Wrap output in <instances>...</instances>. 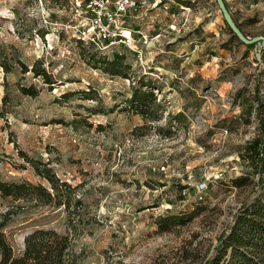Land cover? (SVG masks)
Returning a JSON list of instances; mask_svg holds the SVG:
<instances>
[{"label": "rangeland", "instance_id": "374dc122", "mask_svg": "<svg viewBox=\"0 0 264 264\" xmlns=\"http://www.w3.org/2000/svg\"><path fill=\"white\" fill-rule=\"evenodd\" d=\"M178 1L158 0L142 19L131 18L149 35L141 58L123 47L107 54H124L130 64L125 79L81 58L87 48L62 27L74 18L69 0H0V61L13 65L9 73L0 66V180L41 181L17 146L49 161L60 179L76 187L83 200L73 241L76 264H202L264 178L246 155L256 138L264 155V45L249 49L229 41L215 0H188L186 8ZM228 1L235 2L231 11L248 37L264 35V0ZM161 4L168 13L176 7L164 30L145 19ZM205 20L213 23L205 26ZM212 28L219 33H209ZM208 34L214 37L200 44ZM171 43L177 55L168 52ZM16 58L29 67L41 60L57 84L49 90L40 77L21 73ZM145 74L161 88L154 92L165 111L158 122L133 131L143 120L122 108L130 84ZM29 85L40 89L37 96L21 93L19 86ZM88 89L92 99L82 98ZM64 92L76 93L60 99ZM177 112L179 124L169 120ZM238 175L251 183L231 187ZM10 205L15 213L5 233L18 251L25 233L18 228L41 208L0 196L1 210ZM190 212L185 224L158 230L160 216ZM50 225L64 232L65 214Z\"/></svg>", "mask_w": 264, "mask_h": 264}, {"label": "trees", "instance_id": "16d2710c", "mask_svg": "<svg viewBox=\"0 0 264 264\" xmlns=\"http://www.w3.org/2000/svg\"><path fill=\"white\" fill-rule=\"evenodd\" d=\"M190 1V0H189ZM188 0H179L182 8L190 7ZM227 7V6H226ZM235 24L241 28L234 17ZM225 28L230 34L229 41H238L236 36L228 28L224 21ZM42 36V32H41ZM247 36V35H246ZM76 43L81 44L74 39ZM227 41L224 47L228 45ZM243 44V43H241ZM254 44L245 46L251 49ZM82 47L87 48L82 45ZM81 58L93 68L100 69L110 76H117L129 79L128 70L130 64L125 61L123 53L115 52L111 55L102 54L98 51L87 48L86 53L80 54ZM15 63L19 66L21 73L31 72L34 77H40L42 82L52 90L58 80L42 66L41 60H35L29 67L19 58ZM5 73L12 71L13 65L1 62ZM23 95L35 97L40 89L34 85L19 86ZM154 90L160 92L151 78L146 74L130 84V94L124 100V110L139 115L143 124L134 127L133 131H140L151 123L158 122L165 111L164 99L158 98ZM90 89L82 91V98L89 97ZM76 92H64L61 98H69ZM182 113L177 112L170 117L176 123L181 122ZM171 125V121H169ZM170 131H168L169 133ZM261 139L256 138L246 146L247 159L251 161L257 171L264 170V155L261 150ZM18 156L30 166L34 175L39 177V183L29 180L3 181L0 180V196L10 198L12 201H24L32 203L41 210L24 228L21 248L16 251L9 243L5 229L9 227L14 215V206H7L0 209V264H76L78 255L73 249V241L80 231L81 216L83 215V200L77 196L76 187L71 186L65 180L60 179L50 166V162L29 156L25 151L16 146ZM251 183L248 175H238L230 179L231 187H244ZM254 195L240 204L227 224L217 237L216 245L212 255L202 264H264V178L259 177ZM254 186V188H255ZM58 213L65 214V230L59 232L50 222ZM190 214H169L160 216L157 220L158 230L168 232L172 228L185 224L192 219ZM24 222V221H23Z\"/></svg>", "mask_w": 264, "mask_h": 264}, {"label": "built area", "instance_id": "2783aa9c", "mask_svg": "<svg viewBox=\"0 0 264 264\" xmlns=\"http://www.w3.org/2000/svg\"><path fill=\"white\" fill-rule=\"evenodd\" d=\"M74 18L62 23L70 37L87 48L108 54L115 47L128 49L141 58L148 46L149 35L138 25L130 24L132 17L142 19L146 10L157 1L149 0H69ZM47 22L46 19H44ZM263 44V43H258ZM264 45V44H263Z\"/></svg>", "mask_w": 264, "mask_h": 264}, {"label": "crops", "instance_id": "0c3cea01", "mask_svg": "<svg viewBox=\"0 0 264 264\" xmlns=\"http://www.w3.org/2000/svg\"><path fill=\"white\" fill-rule=\"evenodd\" d=\"M149 1L152 3V0H149ZM156 1H158V0H156ZM210 1L213 2L214 0H210ZM224 1H225V4H226V6H227L229 12L231 13L232 17H234L235 20H236L238 23H240V18L236 17V16L233 14V12L231 11V8L233 7V5H234L235 2H233V1H228V0H224ZM164 6H165V4H161L160 6L155 7L154 9H152L151 11H149V15L145 17L146 20H149V19H150V21H152V20L154 19V20L156 21L157 28H162V30L165 29L166 23L171 21V15H172V14H175V9H176L175 6H170V9L168 10L169 13H168L167 10L164 11V9L162 8V7H164ZM165 7H166V6H165ZM179 7H182V6L179 5ZM171 10H172V11H171ZM162 12H165V13H162ZM166 13H168V14H166ZM220 13H221V12H220ZM167 17H168V19H167ZM221 17H222V15L220 16V18H221ZM221 21H222V25H223V27H225L223 18H221ZM211 23H213L212 20H210V21L205 20V21H204V25H205V26H207L208 24H211ZM217 23H218V21H217ZM204 25H203L202 27H203L204 30H205ZM149 28H150V26H147L146 29L149 30ZM166 31H168V30H166ZM211 31H213V34H215V33H219L217 30H215V29H213V28L209 30V33H211ZM169 33H170V32H169ZM202 35H203V34H202ZM228 35H230L229 32H228ZM213 37H214V36H213L212 34H208V35L205 36V38L200 42V44H202V45L206 44L207 40L210 39V38H213ZM188 42H189V43H192L191 41H188ZM188 42H184V43L187 44ZM225 43H226V42H224V43L222 44V47H224V44H225ZM197 45H199V44H197ZM228 45H229V44H228ZM175 46L177 47V45H175L174 43H171V45H168V47L170 48V49H168V52H170V53H174L175 55H177V54H176L177 49H176L175 51H173V49L175 48Z\"/></svg>", "mask_w": 264, "mask_h": 264}, {"label": "water", "instance_id": "95a60500", "mask_svg": "<svg viewBox=\"0 0 264 264\" xmlns=\"http://www.w3.org/2000/svg\"><path fill=\"white\" fill-rule=\"evenodd\" d=\"M216 5L221 12L222 18L227 24L228 28L231 32L236 36V38L243 44H254V43H263L264 44V35H255L252 37H248L243 34L241 29L235 24L231 13L226 7L224 0H215Z\"/></svg>", "mask_w": 264, "mask_h": 264}]
</instances>
